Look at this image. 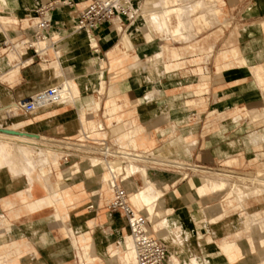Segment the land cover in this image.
I'll return each mask as SVG.
<instances>
[{
	"label": "crops",
	"instance_id": "crops-1",
	"mask_svg": "<svg viewBox=\"0 0 264 264\" xmlns=\"http://www.w3.org/2000/svg\"><path fill=\"white\" fill-rule=\"evenodd\" d=\"M48 4L62 7L47 12L51 28L42 39L45 51L37 56L21 42L32 39L30 27L38 21L36 11ZM148 4L146 0L130 1L132 21L139 12L140 27L144 6ZM199 4L203 10L220 4L227 19L254 25V33L245 30L247 43L222 49L215 60L210 54L206 64L187 60L195 56L189 54L195 50L189 44L199 43L202 28L206 27L200 21L209 24ZM86 5L87 0H0V102L31 96L34 83L48 85V79L43 83L35 79L41 64L56 62V48L62 53L64 65L70 67L69 76L78 90L75 106H54L47 114L37 111L31 117L25 115L24 120L14 122L16 127L4 123L0 127L50 135L56 149L59 145L62 148V140L106 137L161 160L203 168L227 167L225 162L242 166L245 158L239 152L246 150L250 161L264 158V123L255 125L247 119L250 115L264 116V0H150L156 17L161 14L156 10L194 7L185 18L168 14V33L145 27L142 32L136 29L134 34L128 33L127 40L123 35L132 21L125 19L104 23L93 32L74 31ZM213 13L219 16L217 7ZM176 19L191 22V31L172 33ZM211 35L212 32L208 36ZM185 36L193 37V41H187ZM199 49L205 50L202 46ZM156 52L161 53L162 64H153ZM47 54L50 60L43 58ZM157 69L161 70L160 76L156 75ZM100 84L102 90H98ZM94 102H99L97 110L93 109ZM261 103L262 108L257 107ZM79 110L84 111V124L80 123ZM32 117L34 120H29ZM51 123L54 133L46 131ZM91 123L96 125L95 130ZM66 154L51 160L48 167L63 162ZM91 163L76 164L83 171L80 178L75 177L76 183L64 182L62 172L51 176L52 181L48 182L46 171L45 183L33 180L29 199L23 179L12 180L7 171H0V264H87L80 244H86L90 236L93 254L106 264V243L117 246L126 238L119 234L128 229L119 212L105 208L112 192L108 196L88 180L96 175L84 172L94 170ZM66 165L64 168H69V162ZM261 166L264 169V163ZM143 168L146 185L153 188L156 195H151L157 197L152 212L131 200V195L139 193L143 186L139 174L129 179L128 190L125 184L124 187L131 204L146 213L155 236L167 246V264L264 262V233L259 230L264 228V219L256 220L249 213L260 215L262 207L246 211L260 205H250L246 200L244 208L246 196L242 190L219 201L226 191L217 194L222 190H212L202 183L199 172H177L150 165ZM95 171L102 172L99 168ZM252 180L264 182L258 176ZM134 181H140L142 186L138 188ZM82 182L83 186H78ZM55 195L62 198L57 208L50 200ZM71 196L82 198L75 211H69ZM46 232L49 236H43ZM96 236L102 241H96Z\"/></svg>",
	"mask_w": 264,
	"mask_h": 264
},
{
	"label": "rangeland",
	"instance_id": "rangeland-1",
	"mask_svg": "<svg viewBox=\"0 0 264 264\" xmlns=\"http://www.w3.org/2000/svg\"><path fill=\"white\" fill-rule=\"evenodd\" d=\"M220 6H221L220 4H216L214 7L210 8L209 10H206V9L203 10L204 12H206V15L204 14V16L208 18L209 24L208 25H205L203 22L200 21V24H202L203 26H206V27L205 28H202V31H201L202 32V36L199 38V39H201L200 42L197 43V44H195V45L189 44L191 47H194L195 50L194 51L191 50V51H188V52H189L190 55H195V56L194 57H191V58H187V60L196 59V60H194V63H197V64L198 63L206 64V61L209 59L210 54H212V59L215 60L217 58V55H218L219 51H221L222 49L228 48L230 46L239 47L240 45H243V44L247 43L248 42V37L245 34V30H246V32L247 31H251V32L254 33V27H253L254 25H252V24L251 25H248V24H246V22H241L239 20H231L229 18L227 19V17H226L227 14H225V11L223 10V8L221 9ZM54 7L55 8H59V7H62V6H60L59 4H55ZM215 7H217V11L219 12V14H218L219 16H217V14L213 13V11L215 10ZM139 14H140L139 12L136 13V16H135L134 20L131 22L130 25H128L126 31L124 32L123 38H126L125 40H127V38H128V33L134 34L133 32H135L136 29L137 30L142 29L140 27L141 26L140 25V22L137 19V16ZM188 30L191 31V27H189ZM197 32H200V31L197 30ZM210 32H212V35L211 36H208ZM255 35H256V37H259V34H255ZM192 39H193V37H191V38L187 37V41L192 40ZM199 39H197L196 41H198ZM201 46L205 49L202 52L199 49ZM209 46H211V51L210 52H209ZM56 49H58V48H56ZM120 49L117 50L118 53H120ZM43 53H41V54H43ZM23 54H25V53H23ZM43 58L46 59V60H50L51 56H50V54H47L46 56H43ZM48 63H44V64H41L40 65L39 72L37 73L36 79H35L36 82L39 81L40 83H43L47 79L51 81V78L57 77V75L58 76L60 75L59 68L57 67L58 63L55 62L53 64L46 65ZM109 63H110V61H109ZM61 64L63 65V62H61ZM33 65H35V64H33ZM31 66L32 65H30L29 67H31ZM259 79L260 78H258L257 80L260 81ZM73 83H74L75 90H76V92L78 94L77 85L74 82V80H73ZM49 85H50V83L47 85V87ZM39 87H40V89H44L46 87V85H41ZM100 90H102V85H101V89ZM263 95H264V93H263ZM3 105L4 106L0 105V112H1L0 123H4L5 125H8V126H11L12 127V121L10 120V118L8 117V115H6V112H5V109H7V107H6L7 105L6 106H5V104H3ZM98 107H99V102H98L97 106L95 104V106L93 108H94V110H97ZM257 107H261L262 108V103L259 104ZM17 114H20V115H23V116L25 115V114H23L21 112H18ZM241 114H243V112ZM29 115L31 117V114H29ZM34 117L29 118V120H31V121L34 120ZM247 119L249 120V122L254 121V124L255 125H258L260 123H264V116L263 115H260V116L257 115L256 117H252L250 115V116L247 117ZM37 122L39 123V121H37ZM80 123H81V121H80ZM91 124H93V123H91ZM86 125H88V124L86 123ZM13 126L16 127V124L14 123ZM89 126H90V124H89ZM256 127H258V126H256ZM0 128L1 129H6V130H12V129L7 128V127H0ZM53 128H54V125L51 123L50 124V127H48L49 130H46V131L48 133H54L55 132V128L54 129ZM95 128H96V125L93 124V128L92 129L95 130ZM65 129H66V127H65ZM14 131L19 132V130H14ZM84 131H85V133H88L86 129H84ZM21 132L22 133H26L27 136H28L27 133H29L30 136L31 135H34V136L36 135L34 137L35 140L32 139V138L30 139L29 136H28L29 139H27L28 137H26V141H25L26 143L25 142L24 143L27 144V145H30V146H31V144L32 145L34 144L33 146H35V145L36 146L35 147L31 146V147L37 148V149H41V152H42L41 155L44 153V155H46V157L48 159V160L45 159L46 161H44V162H47V163H45L43 165H47L51 160H54V158L56 156L55 154H57L55 152H57V151L59 152L60 151L59 153H61V152L64 151V149H62L60 147V145H59L58 149L55 148V144L53 143V142H55V140L50 135H47L46 136L44 134H37V133L27 132V131H20L19 133H21ZM2 133H4V132H0V135H1V137H0V144H1V142H4V141L11 142L12 143L14 141V139H12L11 137H17V135H13L12 136V134H10L11 135L10 136L7 133H4V134H2ZM80 133L83 134V132L81 130H80ZM37 135L40 138H38ZM45 139H46V142H45ZM39 140H41V143H40ZM15 141H17V140H15ZM62 141L63 142L66 141V144H69V139H67L65 141L62 140ZM33 142H37V143H33ZM44 143L45 144L48 143V145L46 144L47 145L46 146ZM39 146H41V147H39ZM48 146H50V147L48 148ZM63 146H65V145H63ZM17 147L18 146L15 145V150L13 151V148L14 147L11 144L12 151L10 150L11 152L10 151L4 152L0 157H2V156L4 157L5 154H6L7 157H11L12 156L14 158V160H15L16 157H15L14 152L15 151L18 152V148ZM43 147L45 149H43ZM42 149H43V151H42ZM47 150L50 153L47 152ZM51 152L52 153H55L54 154L55 156ZM9 153H10V155L11 154L12 155L11 156L10 155L8 156L7 154H9ZM239 153H240V156L241 157H244L245 158L244 165H242V166L240 165L239 166L236 163L231 164V163H226L225 162V166H227V167H222V165L221 166L220 165H218V166H212L211 169H213V171H211L210 174H204V173H200V174L198 173V174H199L200 178L202 179V183H205V181H215V182H217V181H221V180L226 181L228 183V186L235 183V185L236 186H239L240 189L242 190V192L244 193V195L246 196L244 198L243 202H242V204L244 203V208H246L245 206L247 205L246 200H249V204L250 205L251 204H259L260 205L258 207L257 206H254V207L247 208L246 211L247 210H250V209H254V208L260 210V208L262 207L261 208V214L260 215H257L256 213H253V212H249V213L253 217H256V220H259L260 219L261 221H263L264 217H263V213L262 212L264 211L263 210L264 209V207H263V205H264V182H262V181H253L252 178L253 177H256V176L264 178V169L261 166V163H264V158H261L260 157L257 161H250L248 159V155H249V151L248 150H246L245 152H241L240 151ZM13 154H14V156H13ZM17 154H19V152ZM48 154H52L53 156L52 155H48ZM41 155H40V158H43L44 155H42V157H41ZM6 156L4 158L10 159L9 160V164H8L9 166L11 165L10 168L13 169L15 167L14 169L17 170V169H19L21 167V165H22L21 164L22 163L21 161L22 160L20 158V154L18 155V157L16 159L17 162L16 161L13 162L14 160H13L12 157L11 158H7ZM59 156H62V155L59 154L58 157ZM3 157H2L1 160L4 159ZM46 157H44V158H46ZM19 160H21V161H19ZM18 161H19V163H18ZM59 162L58 163L56 162L55 165H50L49 167H45L44 168V169H47V171L49 172L48 173L49 175H48V180L47 181L48 182L52 181L51 176H54V174H58V173L62 172V173H64V176H63L64 177L63 178V181L64 182L67 181V180H69V182L73 181V183H76L75 177H76V179L77 178H80L79 175L83 173V171L81 169V166L71 168L72 166L69 165L68 166L69 168H64L65 166H67L66 164L69 162V157H68V162L67 163H66V161H63L62 162L61 160ZM15 163H17L18 166ZM10 168L8 166L4 165L3 170L8 171L7 169H10ZM75 169L78 170V173L77 174L75 172ZM228 171L235 172V175L237 177H239V178H232L230 176H226V175H232V174L227 173ZM137 172H138L139 176L142 179L143 186H145L146 185V180H145V178H146V171H145V169L142 167L140 169H137ZM95 174H96L95 176H92L88 180H90V182L96 183L99 186L100 189H103L105 191V193L108 196H110L111 195V189L109 188V185H108L109 184L108 174L106 172H103V171L100 172V173H97L95 171ZM98 178H99V180H98ZM18 179L19 180L22 179V176H19ZM61 182L62 181H60L59 183H61ZM134 182H135V184H136V186L138 188H140L142 186V184H141L140 181H138V184H137L136 181H134ZM130 183L131 182H130L129 179H125L124 180V184H125L127 190L129 189V184ZM71 184L72 183H69V185H71ZM82 184H83V182L80 183V184H78V186L81 187V186H83ZM143 186H142V189H143ZM74 189H76V188H74ZM140 191H142V190L140 189L139 192ZM223 191H226L225 192L226 193V196L223 197V198H220L219 201L220 200L222 201L227 196L230 197L229 194H234L233 191H231L229 188H226V189H224L222 191H219V192H217V194L218 193H221ZM81 199L82 198H78L76 196L72 197L69 200V204H68L69 211H75L77 209V206H76L77 201H80L81 202ZM129 199H130V196H129ZM238 208L241 209L242 207H238ZM104 209L105 208H102L101 211H104ZM105 212H107V210ZM141 212H142V214L144 216H146V213H144L143 211H141ZM238 214L240 215L241 212H239ZM119 215L121 216L120 213H119ZM71 221H72V219L70 217L69 218V222H71ZM255 223H257V222H255ZM260 225H261V223H260ZM259 230H260V232H262V234L264 233V228L263 227H260ZM125 235H129V232L127 230L122 231L119 234V237L120 238H123ZM43 236H49V235L46 232V234L43 233ZM98 236L95 237V240L96 241H99V242L102 241L101 238L100 239L98 238ZM255 238H257V240L261 239V238H259L257 236H255ZM80 246L82 248L83 255L85 254L87 256V258H88V259H86L85 257H83L87 264H104L103 261L100 260V258L98 256H96V255L93 254V241H92L91 236H90V240L86 244H80ZM118 246H119V244L117 246H114L112 243L111 244L106 243L105 248H104V255H105V262H106V264H111V262H110L109 247H111V248L114 249V248H116ZM71 250H72V248L69 249V254L71 253ZM251 262H254V261H251ZM192 263L196 264V262H192ZM262 263L264 264V262H260V264H262ZM131 264H133V263H131Z\"/></svg>",
	"mask_w": 264,
	"mask_h": 264
},
{
	"label": "built area",
	"instance_id": "built-area-1",
	"mask_svg": "<svg viewBox=\"0 0 264 264\" xmlns=\"http://www.w3.org/2000/svg\"><path fill=\"white\" fill-rule=\"evenodd\" d=\"M131 0H87V5L76 20L73 29L75 31L93 32L104 23L113 20L125 19L130 22L133 19V12L130 8ZM70 4L69 2L67 3ZM55 4H48L36 11L38 22L32 32V39L25 38L21 45L32 49L38 56L36 48L31 40L43 39L50 31V22L47 19V12L52 10ZM57 99V92L49 88L43 94L37 95L28 101L22 102L21 109L32 113L35 109L43 106L47 101ZM101 124L99 131H102ZM55 144V142H53ZM63 152L68 155L66 163L74 168L77 163L83 161L90 164L92 168H99L109 176V186L112 198L105 208L110 212H119L126 223L128 232L133 242L136 264H166L168 248L154 234L150 227L149 219L141 211L135 209L131 204L129 195L124 187L125 179H132L138 174L137 169L146 165L171 168L177 172H199L210 174L213 169L199 166H190L177 161L168 162L153 157L149 152L140 151L125 142H112L106 137L90 139L86 137L83 141L78 139L69 140V144L61 142ZM65 145V146H63ZM74 163H71V161ZM133 168V170H132ZM232 178H239L235 172L228 171ZM91 208V206H90Z\"/></svg>",
	"mask_w": 264,
	"mask_h": 264
},
{
	"label": "bare ground",
	"instance_id": "bare-ground-1",
	"mask_svg": "<svg viewBox=\"0 0 264 264\" xmlns=\"http://www.w3.org/2000/svg\"><path fill=\"white\" fill-rule=\"evenodd\" d=\"M147 2H149V4L144 6L145 9L143 10V14L144 15H142V19H143L142 23H143V25L141 27L142 28L141 32L143 31V29L145 27H151L152 29H154V30H156V31H158L160 33H168V25H169V18L168 17L170 16V15L168 16V14L171 13V14H174L175 17H183V18H185L186 17L185 14L187 12H190V10H192V8L194 7V5H192L190 8H186L185 9L184 7L182 8L180 6H175V7H172V8H168L166 10H164V9L156 10L157 12L161 13L158 17H156V16H154L152 14L153 11H151V9H150L151 6H152V5H150V0H146V4H147ZM31 6H33V4H31ZM199 8L201 10H203V6L201 4H199ZM167 18H168V20H167ZM118 20H116V21H118ZM36 24H34L32 27H30V32H33L35 30ZM189 27H191V22H189L187 20H182V19L177 20L176 19V26H175L174 30L172 31V33L178 34L180 31H184V32L187 33V30H188ZM79 32H84V31H79ZM185 37L187 38V36H185ZM31 43L36 48V50H37V52L39 54L44 52V47H46V46H45V43H44V41L42 39L31 40ZM54 54H55V56L57 58L56 62L58 63L57 67L59 68L60 75L59 76L57 75V77L51 78L50 85L48 87L46 85V87L44 89H40V87L37 86V83H35L34 84V89L30 93L31 96H29V97H27L25 99H22V94H19L18 97L20 99H22V100L9 101L7 103H1L0 102V105H2V106H4L3 104H5V106L7 105L6 106L7 109H5V112H6V115H8V117L12 121V125L14 124V122H18V121L24 120L25 119V115H29V114L35 113L37 111H39L41 113H49V112H51V110H52V108L54 106H62L63 107V106H67L69 104L72 105V106H75V104H77V102H78V99H77L78 98L77 97L78 94H77V92L75 90L73 79H71V77L69 76L70 67L68 65H64L66 63H65V60H64V58L62 56V53L60 52L59 49H56L54 51ZM61 62H63V65L61 64ZM152 62H153V64H162L161 63V53L160 52H156V53L153 54ZM93 64H95V63H93ZM94 67L97 68V65H94ZM156 71H157L156 75L160 76L161 75V73H160L161 70L157 69ZM49 88L56 89V92H57V99L56 100L47 101L46 103L43 104L42 107L35 109L32 113H27V112H25V111H23L21 109L20 105L22 104V102L28 101L31 98H35L37 95L43 94ZM100 89H101V86L98 88V90H100ZM95 104L97 106L98 102L97 103L94 102L93 107L95 106ZM18 112H21V113H23L25 115L23 116V115L17 114ZM78 115H79V119H80L81 123L84 124V115H85L84 111L83 110H79ZM0 116H1V112H0ZM68 129H69V127H66V130H68ZM14 130L15 129L6 130V129H1L0 128V132L7 133L8 135L12 134V136L13 135H17V137H11L12 139H14V141L12 143L11 142H6V141L1 142V144H0V156L4 152L10 151V150L12 151L11 144L14 147L13 148V151H14L15 150V145H16V146H18L17 147L18 148V152H19L20 158L22 160V161L21 160H19V161L22 162L21 163L22 165L17 170L14 169L15 167L13 169L10 168L11 165L10 166L8 165L10 159L4 158L6 156V154H5L4 157L2 156L4 158L3 160H1L2 157H0V171H3V167H4V165H6V166H8L10 168V169H7L8 170L7 173H8L9 177L12 180L13 179H17L19 176H22V179L27 183V187L28 188H27V191H26V194H27L26 198L29 199L28 189L31 188L33 180L39 181L41 183H45L46 176H47L46 175L47 169H44V168L48 167V164L47 165H43V164L47 163V162H44V161H46L45 159H47V157L43 153L42 155H44V157H46V158H44V157L40 158V155L42 153L41 149L33 148L36 145L33 146L34 144L33 145L31 144V146H33V147H31L30 145L25 144L26 143L25 142L26 141V137L29 136L30 139L31 138L34 139V137L36 135L35 136L34 135L30 136V134L27 133L28 134V136H27L26 133H22V132L19 133L20 131L17 132V131H14ZM4 133H2V134H4ZM0 137H1V135H0ZM29 137L27 139H29ZM37 137H38V135H37ZM38 138H40V137H38ZM15 140H17V141H15ZM39 141L41 143V140H39ZM45 142H46V139H45ZM33 143H37V142H33ZM46 144L48 145V143H46ZM39 147H41V146H39ZM49 147L50 146H48V148ZM43 149H45V148L43 147ZM43 149H42V151H43ZM16 152L17 151H15L14 154H15V157L17 159L19 154H17L18 152L17 153ZM47 152H49V151L47 150ZM59 152L58 151L55 152L57 154L52 153V152L51 153L53 155L55 154L56 155V156L54 155L55 158L58 159V155L59 154L65 153V152H61V153H59ZM14 154H13V156H14ZM52 154H48V155H52ZM7 155L9 156L10 153L7 154ZM42 155H41V157H42ZM11 157H7V158H11ZM65 157L63 158V161H66ZM55 158H54V160H55ZM16 159L14 160V158H13V160H14L13 162H15ZM19 161H18V163H19ZM15 164H17V163H15ZM17 166H18V164H17ZM132 170H133V168H132ZM75 172H78V170L75 169ZM84 172H85L86 175L91 174L92 172H95V168H94L93 171L84 170ZM205 183H207L208 186L212 190H224L226 188H229L231 191L236 192V194H240L241 193V189L239 188V186H236L235 183L231 184L229 186H228V183L226 181H223V180L217 181V182H215V181H205ZM147 185L143 186V189L141 188L142 191H140L139 193L133 194L131 196V200L136 205L145 206L147 211L149 213H151L152 210H153L154 204L157 201V197L154 196V194L156 195V193H154V190H152L153 188H151V186H147ZM151 193H154V194L151 195ZM76 197H78V196H76ZM61 199L62 198L59 195H55V196H52L50 198V200L53 202V204L55 205L56 208L60 204ZM70 199L71 198H69V200ZM176 240H178V238ZM109 253H110L111 264H130V263L136 264L135 252H134V249H133V242H132V239L130 237V234L126 235V238H125L124 241H119V246L116 247L115 250H111V247H109ZM85 258L87 259V256H85ZM192 264H194V263H192Z\"/></svg>",
	"mask_w": 264,
	"mask_h": 264
}]
</instances>
